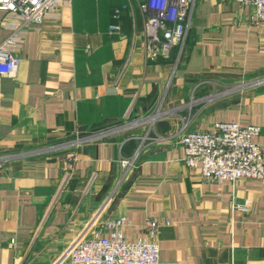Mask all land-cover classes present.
Wrapping results in <instances>:
<instances>
[{
    "label": "crops",
    "instance_id": "1",
    "mask_svg": "<svg viewBox=\"0 0 264 264\" xmlns=\"http://www.w3.org/2000/svg\"><path fill=\"white\" fill-rule=\"evenodd\" d=\"M145 1L72 0L23 32L16 76L0 77V264H68L79 237L118 219L131 242L162 225L160 264H264V182L207 183L180 143L235 122L260 127L264 148V22L196 0L184 45L151 59ZM16 24L0 11V42ZM78 135L97 138L64 183L68 153L51 148Z\"/></svg>",
    "mask_w": 264,
    "mask_h": 264
},
{
    "label": "built area",
    "instance_id": "2",
    "mask_svg": "<svg viewBox=\"0 0 264 264\" xmlns=\"http://www.w3.org/2000/svg\"><path fill=\"white\" fill-rule=\"evenodd\" d=\"M252 7L257 22H264V0H234ZM72 0H0V11L17 18L12 34L0 42V77H15L20 64L16 50L20 47L23 32L33 26L43 25L48 16L61 7L71 5ZM196 0H146L141 10L147 15L148 54L151 59L169 58L172 51L184 45L191 25ZM113 25L110 33H118ZM260 80V83H263ZM261 134L258 126L243 127L235 122H219L207 131L185 133L180 143L185 151V163L195 169L207 183L223 185L242 179L264 182V148L254 139ZM95 135H78L75 139L51 148L67 151L64 183H67L77 161L73 150L93 141ZM12 159L0 155V170ZM122 180L136 167V158L120 161ZM243 213L249 206L234 205ZM125 219L104 222L108 234L94 232L79 237L67 250L68 264H160L159 239L162 225L151 219L146 225V236L131 242L123 234Z\"/></svg>",
    "mask_w": 264,
    "mask_h": 264
}]
</instances>
